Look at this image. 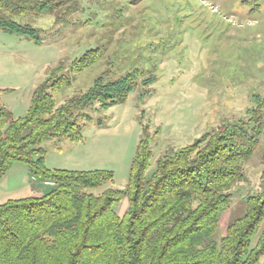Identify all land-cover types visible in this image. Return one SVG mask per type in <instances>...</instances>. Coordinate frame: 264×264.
<instances>
[{"label": "rangeland", "instance_id": "obj_1", "mask_svg": "<svg viewBox=\"0 0 264 264\" xmlns=\"http://www.w3.org/2000/svg\"><path fill=\"white\" fill-rule=\"evenodd\" d=\"M73 10L16 19L40 29V40L0 28V104L27 114L36 88L64 75L71 84L55 91L57 105L86 92L98 77L115 80L138 71L137 88L123 103L84 111L77 139H46L50 169L112 170L115 180L95 190L126 188L146 128L152 158L174 154L225 124H243L260 113L259 146L233 189L216 238L245 213L247 198L262 187L264 168V0H77ZM94 62L71 71L89 50ZM146 81V82H144ZM57 87V86H56ZM53 181L33 177L15 163L0 179V204L40 196ZM129 207L123 200L116 211ZM264 264V255L261 258Z\"/></svg>", "mask_w": 264, "mask_h": 264}, {"label": "trees", "instance_id": "obj_2", "mask_svg": "<svg viewBox=\"0 0 264 264\" xmlns=\"http://www.w3.org/2000/svg\"><path fill=\"white\" fill-rule=\"evenodd\" d=\"M77 2L0 0V28L39 41L40 29L16 18L59 15ZM95 50L75 59L71 71L94 62ZM136 72L115 80L98 77L86 92L59 106L51 90L69 86L71 77L52 84L48 79L34 91L23 117L0 104V179L19 162L33 177L55 183L43 195L0 204V264H261L264 168L262 187L248 196L245 213L216 238L221 215L234 199L232 189L246 179L244 166L259 146L260 113L163 155L150 173L151 139L143 129L124 189L94 192L114 182L112 170L46 166L42 142L79 138L84 128L79 120L90 118L84 110L125 102L138 86ZM125 199L129 207L120 215L115 208Z\"/></svg>", "mask_w": 264, "mask_h": 264}]
</instances>
